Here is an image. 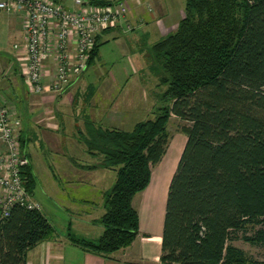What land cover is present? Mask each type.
I'll use <instances>...</instances> for the list:
<instances>
[{
	"label": "trees",
	"instance_id": "16d2710c",
	"mask_svg": "<svg viewBox=\"0 0 264 264\" xmlns=\"http://www.w3.org/2000/svg\"><path fill=\"white\" fill-rule=\"evenodd\" d=\"M99 45L97 39L88 66ZM149 53L150 70L165 87L154 117L125 130L85 114L76 129L86 152L97 157L83 168L109 169L115 178L94 221L100 236L77 237L68 225L66 237L104 257L131 244L139 232L132 199L165 154L174 115L188 125L181 127L185 142L167 188L160 261L262 264L232 241L264 247V0H185L176 29ZM19 142L22 149L20 135ZM21 174L32 193L29 163ZM54 236L39 209L12 206L0 218V264H25L29 250Z\"/></svg>",
	"mask_w": 264,
	"mask_h": 264
},
{
	"label": "crops",
	"instance_id": "0c3cea01",
	"mask_svg": "<svg viewBox=\"0 0 264 264\" xmlns=\"http://www.w3.org/2000/svg\"><path fill=\"white\" fill-rule=\"evenodd\" d=\"M101 1L110 2L112 4L114 3L111 0ZM124 3L127 8V14L124 20L126 23L133 25V27H140V37H142L143 40L150 36V34L159 38L166 35L172 31L171 28L177 27L178 22L183 17V12H178L176 17L171 15V10L167 5L168 2H166V0H124ZM8 15L14 16L13 18L17 20V23L15 22L11 27L15 30L16 34L14 44L21 46L24 43L22 17L15 14ZM15 25L17 26L15 27ZM120 27L122 28V26L119 25L101 31L97 39L101 42L102 34L115 32V30H120ZM169 28L170 30H168ZM13 57L17 64H13V62L8 61V59H6L4 63L1 62L3 65L0 69V93L2 94L0 100L2 99L3 102L1 100L0 104L12 108L13 117L18 121L17 130L23 143L22 152L27 158L35 176V186L37 180L41 177L40 173L43 174L42 176L45 179L47 178L46 176H52V178L55 179L56 176L53 172L55 170H58L59 172L62 171L61 175L65 176L64 181L70 185L79 186L87 184L92 187H95V185L98 184L102 185L101 180H104V178L107 177L105 169L83 168V166L96 163L97 157L89 155L86 152L84 145L77 139L76 129L81 128V125L79 124L80 122H74V131L68 134L70 138L67 139L65 149L66 152H69L70 154H65L57 135L59 129L64 127L62 124L64 121H61L60 123L57 122V126L53 122V125L49 123L41 124L44 121L47 122V120L51 118L46 116L45 113L47 110H51V112L54 111L52 110V107L56 105V101L53 97L55 94L46 89L43 93L33 94L29 92L31 94L30 97H23L20 94L21 86L24 84L27 87L23 77L24 62L21 59L22 55L20 54V51L15 48ZM10 98H12L13 104L9 102ZM62 100H64V98L59 100L60 103L58 102V104H61ZM130 101L131 102L129 104L126 103V105L128 106L129 111H133V109H129V107L134 105L132 103L135 101L133 102L132 99ZM89 104L90 103H88V106ZM111 105L114 107V104ZM117 106H119V104H117ZM87 110L88 112L85 114L91 119L103 123L107 117L110 118L112 122L116 123L114 124V126L116 125L115 127H121L129 118V111H124L122 113L119 111L108 110L107 114L102 111L100 116L102 118L99 119L92 116L90 113V107H88ZM85 114L83 113V115ZM53 115H55L54 112L52 113V116ZM83 119L84 117L81 119L82 123ZM41 143L43 144L41 145ZM44 148H47L49 151H58V154L61 155V157L56 161L52 160L51 165L47 162H43L41 155L45 152ZM85 152L87 153L86 159L91 161L89 163L81 162L78 159V157ZM90 157L95 159V161H92ZM156 174L157 173L151 169L150 181L146 188L139 193L138 206L134 203V197L132 199V205L138 212L139 232L130 245L117 250L107 257L84 250L80 246L71 243L66 237V232H61V230L49 220L48 214L43 213L39 207L40 212L47 218L53 227L55 236L40 242L34 248L29 250L25 264H164L160 261L159 256L161 254V234L169 182L165 184L163 191H160L158 177L161 173L158 176ZM54 186H56V184L52 187ZM106 190L100 189L99 196L95 200L82 197L78 198L76 201L73 200L74 203L70 204L71 207H65L67 213H70L69 209L72 208L79 211L78 215L74 214L78 219L77 225L79 224V226H84L86 228L91 226L92 229L95 230L92 234L91 232H88L87 235L92 236L77 234L75 230H72L76 224H74L73 218L67 220L66 226L64 227L67 229V226L70 225L72 233L77 237L91 240L97 239L102 232V227L94 221L104 212L103 195ZM31 194L33 198V192ZM94 206H97L98 208H94ZM71 214L73 215V213Z\"/></svg>",
	"mask_w": 264,
	"mask_h": 264
},
{
	"label": "rangeland",
	"instance_id": "374dc122",
	"mask_svg": "<svg viewBox=\"0 0 264 264\" xmlns=\"http://www.w3.org/2000/svg\"><path fill=\"white\" fill-rule=\"evenodd\" d=\"M111 1L117 6L125 5L124 0ZM61 2L72 8L73 0H61ZM166 2H168L167 5L170 7L171 15L176 17L178 12H183L185 0H166ZM13 17L14 16L0 12V69L3 65L1 62L4 63L6 59L13 62V64H17L13 57V44L15 43L14 39L16 34L15 30L11 27L17 20ZM16 26L17 25H15V27ZM170 28L168 30H170ZM173 29L175 30L176 28H171L172 31ZM140 35V27H135L132 31H125L120 27V30H115V32L102 34L97 58L91 62L87 70L79 75L70 86L53 96L56 101V105L52 107L55 115L52 116L53 112L47 110L45 115L51 118H49L47 122L44 121L41 124L49 123L53 125V122L57 126V122L60 123L64 121L62 122L64 127L59 129L57 135L65 154H70L66 152L65 149L67 139L70 138L68 134L74 131L73 125L75 123L80 122L79 124L82 127L81 119L83 113L85 114L88 112V107L91 108L90 113L92 116L100 119L102 118L100 117L102 111L105 114L108 113V110L122 113L124 111H129L126 103L129 104L132 99V101L135 102L132 103L134 105L129 107V109H133V111H129V118L126 123L120 127L125 130H130L137 121L154 117L155 114L153 111L162 104L159 98L165 87L159 85L157 76L150 70L149 66L151 60L149 52L151 44L161 37H154L153 34H150V36L143 40ZM90 88L93 90L92 94H90L91 91L89 92ZM20 94L23 97H30L31 95L28 87L24 84L21 86ZM0 96H2L1 93ZM62 98H64V100H62L61 104H58L59 100ZM9 102L13 104L12 98L9 99ZM88 103H90L89 106ZM111 104H114V107H112ZM117 104H119V106H117ZM103 124L114 126L116 123L106 117ZM185 125H188L186 121L174 115L170 117L168 122L170 139L166 152L158 163L151 166L152 171H155L157 176L161 173L158 177L160 191H163L165 188L164 179L170 176L175 170L185 142V134L181 131V127ZM42 144L43 143H41V145ZM44 151L45 152L41 155V159L43 162H47L50 165L52 160L56 161L61 157L56 150L49 151L47 148H44ZM86 154L85 152L82 154L83 156L81 155L78 159L81 162L89 163L91 161L86 159ZM90 159L92 158L90 157ZM92 161H95V159H92ZM105 171L107 177L101 180L102 185L98 184L95 185V187L87 184L79 186L70 185L64 181L65 176L61 175L62 171H53L56 176L55 179H53L52 176H46L47 178L45 179L42 176L43 174L40 173L41 177L37 180V184L33 190V200L39 205L43 213L48 214L49 220L57 226L61 232H66V227L64 226H66L67 220L73 218L74 224H76L72 230H75L77 234L87 235L88 232L92 234L95 229H92L91 226L86 228L84 226H79V224L77 225L78 219L74 214L78 215L79 211L72 208L69 209L70 213H67L65 207H71L70 204L74 203L73 200L76 201L78 198L85 197L89 199L92 198V200L97 199L99 190H106L109 188L115 178V173L112 170L105 169ZM55 184L56 186L52 187ZM139 193L134 196V203L136 206H138ZM94 208L98 207L94 206ZM71 213H73V215ZM232 244L241 248L252 259L264 264V247L252 246L244 242L241 238L234 239Z\"/></svg>",
	"mask_w": 264,
	"mask_h": 264
},
{
	"label": "built area",
	"instance_id": "2783aa9c",
	"mask_svg": "<svg viewBox=\"0 0 264 264\" xmlns=\"http://www.w3.org/2000/svg\"><path fill=\"white\" fill-rule=\"evenodd\" d=\"M0 0V11L20 15L24 43L14 44L22 55L23 77L30 93L46 89L60 93L88 68L91 51L101 31L122 26L125 5L73 0ZM124 30L132 29L124 23ZM18 121L12 109L0 104V218L14 205L39 209L26 190L22 169L28 163L19 142Z\"/></svg>",
	"mask_w": 264,
	"mask_h": 264
},
{
	"label": "bare ground",
	"instance_id": "6f19581e",
	"mask_svg": "<svg viewBox=\"0 0 264 264\" xmlns=\"http://www.w3.org/2000/svg\"><path fill=\"white\" fill-rule=\"evenodd\" d=\"M170 176H171V175H170ZM170 176H167V178L164 179V185H165L166 183L169 182V177H170Z\"/></svg>",
	"mask_w": 264,
	"mask_h": 264
}]
</instances>
